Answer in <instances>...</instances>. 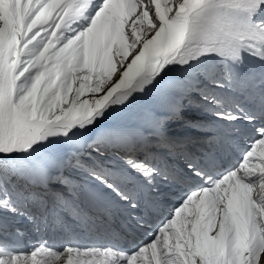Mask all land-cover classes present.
Listing matches in <instances>:
<instances>
[{
  "label": "snow or ice",
  "instance_id": "1",
  "mask_svg": "<svg viewBox=\"0 0 264 264\" xmlns=\"http://www.w3.org/2000/svg\"><path fill=\"white\" fill-rule=\"evenodd\" d=\"M81 253L264 264V0H0V264Z\"/></svg>",
  "mask_w": 264,
  "mask_h": 264
},
{
  "label": "bare ground",
  "instance_id": "2",
  "mask_svg": "<svg viewBox=\"0 0 264 264\" xmlns=\"http://www.w3.org/2000/svg\"><path fill=\"white\" fill-rule=\"evenodd\" d=\"M62 243V241H61ZM61 244L58 245V247L60 246ZM80 259L83 261V260H88V259H93V260H96L97 261V264H102V261L104 260V257L102 256H92V257H87L85 256L83 253H81V256H80Z\"/></svg>",
  "mask_w": 264,
  "mask_h": 264
}]
</instances>
